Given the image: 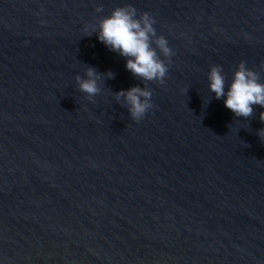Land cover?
<instances>
[{
	"label": "water",
	"instance_id": "water-1",
	"mask_svg": "<svg viewBox=\"0 0 264 264\" xmlns=\"http://www.w3.org/2000/svg\"><path fill=\"white\" fill-rule=\"evenodd\" d=\"M128 5L173 52L163 85L98 40ZM241 62L264 83V0H0V264H264V108L208 79ZM88 67L114 74L92 100ZM137 86L139 122L115 95Z\"/></svg>",
	"mask_w": 264,
	"mask_h": 264
},
{
	"label": "clouds",
	"instance_id": "clouds-1",
	"mask_svg": "<svg viewBox=\"0 0 264 264\" xmlns=\"http://www.w3.org/2000/svg\"><path fill=\"white\" fill-rule=\"evenodd\" d=\"M96 11L102 12L103 8L98 7ZM154 24L155 20L149 13L138 15L137 9L128 5L116 8L110 16L101 19L96 34L98 40L110 51L126 58V69L135 78L143 82H157L163 85L169 69L160 57L162 55L169 58L168 63H171L173 52L168 46L167 39L157 36ZM222 73L221 66L211 68L208 75L210 91L218 100L226 96L225 107L236 117L248 119L254 114V106L264 108V83L259 82L258 72L248 69L246 62H241L227 92H225V76ZM102 75H107L108 79L114 78L112 72L100 74L92 67H88L86 79L76 76L79 90L87 94L89 100L101 92L98 81ZM115 95L117 101H122L121 106L127 108L131 118L136 122L141 121L154 107L152 91L146 87H133ZM259 119L264 123V112L260 113ZM258 136L264 137V129L259 131Z\"/></svg>",
	"mask_w": 264,
	"mask_h": 264
}]
</instances>
